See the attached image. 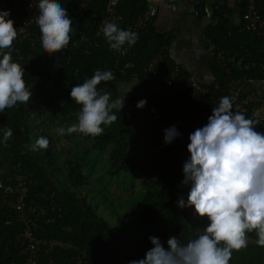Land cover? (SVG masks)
Segmentation results:
<instances>
[{
	"label": "trees",
	"instance_id": "16d2710c",
	"mask_svg": "<svg viewBox=\"0 0 264 264\" xmlns=\"http://www.w3.org/2000/svg\"><path fill=\"white\" fill-rule=\"evenodd\" d=\"M14 1L8 0L5 10H10L8 19L17 20L22 11L12 9ZM82 1L58 0L73 22L71 40L65 51L51 55L45 53L38 26L34 29L38 37L33 45L30 40L13 42L10 49L13 61L20 63L24 69L23 78L32 96L29 104H18L0 113V146L11 159V163L6 166L0 164V180L8 183L15 171H21L31 177L33 183H40V190L46 199L41 206L46 214L34 218L35 221L38 219L44 223L46 233L40 234L34 230L37 235L69 241L76 248L84 249L88 255L84 264H119L121 243L113 226L97 214L96 205L88 202L81 190L84 185L86 189L88 183V175L83 171V161L58 156L59 150L47 130L48 123L53 120L69 122L76 118L81 106L72 100L71 88L91 78L98 69L111 71L115 76L114 80H134L140 87H150L155 91V95L151 96L146 90L147 96L137 101L143 99L147 104L142 109L137 108L135 113L117 112V121L111 126H104L102 135H86L93 141L97 151L113 144L108 153L109 175L128 172L154 175L157 179L156 183L148 182L140 188L143 191L139 199V220L143 238L140 244L133 246L128 252V259L133 260L144 258L146 252L153 247L150 236L160 238L167 247L169 237L176 236L185 243L197 236L199 230L209 223L207 217L202 218L195 213L194 207L178 206L181 196L187 202L190 191V185L182 184L183 164L190 157L187 148L189 143L181 148L163 147L161 137L148 129V117L153 115L169 123H182L185 125V134L188 135L207 124L216 105L211 107L207 102L202 109L194 105L184 116L177 115L174 120L169 115L187 104H195L196 98L190 94L187 82L189 73L180 68L178 82L173 87L174 98L166 105L164 103L165 82L176 65L167 48L170 34L154 31L151 15L145 26L137 31L138 40L131 46L130 53L121 56L120 51L110 49L102 31L96 36L108 0H89L79 16ZM245 1L242 3V11L245 9ZM257 3L260 14L264 16V0H257ZM221 7L222 5H217L213 9L216 21L206 25L203 33L216 51L223 50L227 56L234 58L227 62L228 69L218 61L216 51L208 61V68L223 90L222 93L229 96L234 83L244 85L250 81H264V35H258L254 30H242L241 27H229L228 19L220 13ZM146 9V0H120L116 10L121 18L114 22L121 29L128 30V26ZM158 54L160 59L155 69L148 70V63ZM246 61H254V65L245 68L243 64ZM114 80L101 82L97 86L98 90H107ZM257 106L259 104H246L243 112L246 118L260 122L256 128L259 131L261 121L254 114ZM129 118L136 122L134 126L129 125ZM8 128L12 130L13 136L5 146L3 131ZM39 136L48 138L49 146L47 149L32 151L28 146ZM88 170L90 173L94 171L92 167ZM32 185L30 189L33 198ZM47 218L53 220L46 222ZM72 221L78 224L77 230L66 228ZM23 226L16 219L15 210L8 205L0 188V264H26V257L20 253L17 240V234ZM44 248L45 246L40 248L41 259L49 257L58 263L67 261L77 250L73 247L56 246L44 253ZM229 264H264V247L257 246L254 242L239 251L234 250Z\"/></svg>",
	"mask_w": 264,
	"mask_h": 264
},
{
	"label": "clouds",
	"instance_id": "9594fccd",
	"mask_svg": "<svg viewBox=\"0 0 264 264\" xmlns=\"http://www.w3.org/2000/svg\"><path fill=\"white\" fill-rule=\"evenodd\" d=\"M36 7L35 23L44 52L51 55L65 49L73 27L66 8L58 0H38ZM9 16L10 10H0V113L29 104L32 96L23 78L24 69L13 61L10 51L18 30ZM102 33L115 51L138 40L137 33L121 29L114 21H105ZM203 53V49L196 50V58ZM114 79L111 71L98 69L91 78L73 86L70 96L81 106L77 122L56 128V134L95 137L104 133V126L116 122L125 98L113 100L110 93L97 87ZM233 101L234 97L222 96L207 124L189 135L190 157L183 164L182 184L190 185V191L187 202L181 196L178 206L194 207L195 213L207 217L209 223L185 243L176 236L169 237L167 247L160 238L150 236L153 247L144 258L129 264H229L233 251L248 247L249 234L253 233L255 244L264 247V132L256 130L259 121L246 118L241 110L233 111ZM146 104L142 99L136 106L142 109ZM180 135L175 126L165 129V144ZM12 136L10 128L3 131L5 146ZM49 143L48 138L39 136L28 147L38 151L47 149Z\"/></svg>",
	"mask_w": 264,
	"mask_h": 264
},
{
	"label": "built area",
	"instance_id": "2783aa9c",
	"mask_svg": "<svg viewBox=\"0 0 264 264\" xmlns=\"http://www.w3.org/2000/svg\"><path fill=\"white\" fill-rule=\"evenodd\" d=\"M89 0H83L79 5L78 15L82 14V9ZM8 4V0H0V10H5ZM38 0H15L12 3V9L21 10L17 20L14 21V27L18 30L17 38L14 42L22 43L25 40H30L33 45L37 40L38 34L34 30L36 28L35 18L38 15V8L36 5ZM153 12L151 9L144 10L140 15H138L135 21L128 26V30H131L135 33L145 26ZM121 18L120 13L116 10V3L114 0H108L105 5V15L100 21L96 36L99 35L103 28V23L105 21H116ZM242 19V30H254L258 35H264V16L260 14L257 0H246L245 9L241 14ZM216 20V19H215ZM68 46L61 50L65 51ZM131 46L125 44L120 51L121 56H125L130 53ZM216 49L213 53H215ZM216 58L218 61L228 69L227 62L229 61V56L223 50L216 51ZM160 59L158 54L154 57L147 65V69L153 71L157 61ZM253 63L246 62L244 67L248 68ZM181 67L177 64L174 66L168 79L165 82L163 89V100L166 103H169L174 98L173 87L178 82L179 69ZM187 82L190 86V94L193 98H196L195 104H187L183 108L176 110L169 116L176 120L178 116H184L187 110H191L194 105L198 109L204 108V106L209 102L213 107L218 105L219 100L224 94L222 93L218 82L213 80L211 82H206L198 79L192 73L187 75ZM229 96L232 97L231 94ZM233 101V111L235 110H244V105L249 103H256L259 105H264V92L258 93L254 88H250L244 93V95L237 99L235 96ZM148 129L156 136H160L163 140V147H184L187 143H190L189 135L185 134V125L182 123H169L164 121L161 118H156L153 115L148 117L147 122ZM171 126H175L179 133L181 134L177 137L171 144H165L164 135L165 129H168ZM204 126V124H203ZM33 181L31 177L21 171H15L12 177V180L8 183H3L0 180V188L3 190V195L6 198L8 205L13 208L16 212V219L23 223V229L17 234V240L20 244L19 251L22 255L26 257V264H84L88 258V255L84 249L76 248L69 241H62L58 238H53L49 236L37 235L34 231L35 218L39 215H45L46 211L41 206V204L36 203L31 196V185ZM37 219V218H36ZM52 218H47L45 221H52ZM45 246L44 253L51 250L52 248L58 246L61 248H76V253L72 254L70 258L63 262H55L54 259L46 257L44 260L40 257V248Z\"/></svg>",
	"mask_w": 264,
	"mask_h": 264
},
{
	"label": "rangeland",
	"instance_id": "374dc122",
	"mask_svg": "<svg viewBox=\"0 0 264 264\" xmlns=\"http://www.w3.org/2000/svg\"><path fill=\"white\" fill-rule=\"evenodd\" d=\"M146 90L134 80L119 78L114 80L113 85L105 91L111 94L113 100L118 97L125 98V105L121 112L133 114L137 109V100L147 96ZM127 121L130 126L136 124L131 118ZM76 122L77 118L62 123L53 120L48 123L47 130L50 131L52 141L55 143L56 149L59 150L60 158L68 157L72 160L83 161V171L88 175V183L86 189H84V185L81 190L85 194L86 200L96 205L97 214L113 226L121 243L118 263L129 264L131 261L128 259L129 250L140 244L143 238L139 220V199L143 191L140 188L148 182L156 183L157 179L154 175L144 176L140 173L120 172L109 175L107 172L108 153L113 144H108L105 149L97 151L93 146V141L84 134L73 133L63 137L56 134V128L67 127ZM41 125L46 128L43 123ZM117 128L121 130V128ZM262 129L264 130V127H261L259 131L262 132ZM134 132L139 134L136 130ZM90 167L94 170L93 173L89 172L88 168ZM68 226L78 229V224L73 221L69 222ZM36 227L37 225L34 224V230L38 232ZM255 239L254 233L249 234V243H254Z\"/></svg>",
	"mask_w": 264,
	"mask_h": 264
},
{
	"label": "crops",
	"instance_id": "0c3cea01",
	"mask_svg": "<svg viewBox=\"0 0 264 264\" xmlns=\"http://www.w3.org/2000/svg\"><path fill=\"white\" fill-rule=\"evenodd\" d=\"M114 1L117 5L120 0ZM146 3L147 9H151V11L155 9V13H152L154 31L170 34L171 39L167 48L169 56L175 64L185 69L188 73H192L202 81L211 82L215 80L208 68V61L213 55L215 47L204 38V28L206 25L216 21L213 15V9L217 5H222L220 13L228 19V26L231 28H240L242 25L241 14L243 0H146ZM262 48L264 50V45ZM198 49L204 50V53L199 59L196 58V50ZM233 59V57H229V61ZM262 59L264 60V56ZM246 62H252V65H254V61ZM231 88L230 94L232 97L235 96L239 99L250 88H254L258 93L264 92V81H250L244 85L238 82L236 84L234 83ZM147 92L151 96L155 95V91L150 87L147 89ZM254 114L262 122L260 126L263 128L264 105L257 106ZM1 163L4 166L11 163V159L4 153L2 146H0ZM32 192H34L33 200L36 203L42 204L46 201L40 190L39 182L33 183ZM36 221L37 231L40 234H45L46 229L44 223L38 219ZM68 225L69 223L66 228L71 229Z\"/></svg>",
	"mask_w": 264,
	"mask_h": 264
}]
</instances>
